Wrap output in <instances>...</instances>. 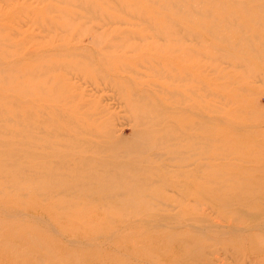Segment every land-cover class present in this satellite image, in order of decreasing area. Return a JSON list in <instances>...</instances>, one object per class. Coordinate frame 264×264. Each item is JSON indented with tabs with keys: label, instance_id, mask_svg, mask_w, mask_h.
I'll list each match as a JSON object with an SVG mask.
<instances>
[{
	"label": "rangeland",
	"instance_id": "obj_1",
	"mask_svg": "<svg viewBox=\"0 0 264 264\" xmlns=\"http://www.w3.org/2000/svg\"><path fill=\"white\" fill-rule=\"evenodd\" d=\"M0 264H264V0H0Z\"/></svg>",
	"mask_w": 264,
	"mask_h": 264
},
{
	"label": "bare ground",
	"instance_id": "obj_2",
	"mask_svg": "<svg viewBox=\"0 0 264 264\" xmlns=\"http://www.w3.org/2000/svg\"><path fill=\"white\" fill-rule=\"evenodd\" d=\"M220 219V218H219ZM228 222V221H227Z\"/></svg>",
	"mask_w": 264,
	"mask_h": 264
}]
</instances>
